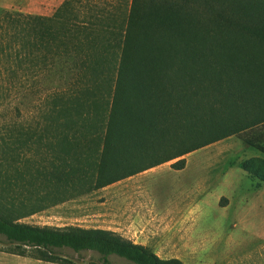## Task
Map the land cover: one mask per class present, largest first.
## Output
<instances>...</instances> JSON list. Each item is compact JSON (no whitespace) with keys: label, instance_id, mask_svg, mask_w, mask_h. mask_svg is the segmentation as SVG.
Segmentation results:
<instances>
[{"label":"rangeland","instance_id":"374dc122","mask_svg":"<svg viewBox=\"0 0 264 264\" xmlns=\"http://www.w3.org/2000/svg\"><path fill=\"white\" fill-rule=\"evenodd\" d=\"M131 7L0 0V202L14 203L20 223L109 231L162 259L264 264V156L242 135L98 186ZM251 160L261 179L242 167ZM17 251L0 235V264H57ZM62 254L98 264L96 253Z\"/></svg>","mask_w":264,"mask_h":264},{"label":"trees","instance_id":"16d2710c","mask_svg":"<svg viewBox=\"0 0 264 264\" xmlns=\"http://www.w3.org/2000/svg\"><path fill=\"white\" fill-rule=\"evenodd\" d=\"M263 79L264 0H132L108 128L95 164L98 186L231 136H244L264 156ZM254 162L242 167L261 179ZM174 166L183 168L185 160ZM104 167L131 171L107 179ZM13 204L0 202V235L21 256L73 264L62 254L70 249L98 254V264H113L111 256L128 264H185L105 230L20 223L22 213Z\"/></svg>","mask_w":264,"mask_h":264}]
</instances>
